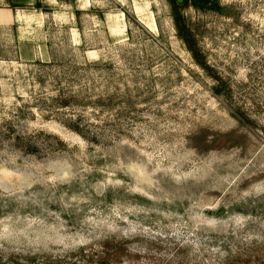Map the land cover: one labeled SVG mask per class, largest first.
<instances>
[{"label": "rangeland", "instance_id": "obj_1", "mask_svg": "<svg viewBox=\"0 0 264 264\" xmlns=\"http://www.w3.org/2000/svg\"><path fill=\"white\" fill-rule=\"evenodd\" d=\"M18 20L0 26V264H264V0Z\"/></svg>", "mask_w": 264, "mask_h": 264}, {"label": "crops", "instance_id": "obj_2", "mask_svg": "<svg viewBox=\"0 0 264 264\" xmlns=\"http://www.w3.org/2000/svg\"><path fill=\"white\" fill-rule=\"evenodd\" d=\"M52 1V0H50ZM49 0H0V10L7 12L9 19L6 24L10 25L19 22L18 12L23 9H29L35 7L39 2H50Z\"/></svg>", "mask_w": 264, "mask_h": 264}, {"label": "trees", "instance_id": "obj_3", "mask_svg": "<svg viewBox=\"0 0 264 264\" xmlns=\"http://www.w3.org/2000/svg\"><path fill=\"white\" fill-rule=\"evenodd\" d=\"M177 2H178V0H177ZM75 130H78V129H76L75 128ZM80 132V131H79ZM83 137H85V135H84V133H80ZM122 258H123V253H117V255H115V259L116 260H122Z\"/></svg>", "mask_w": 264, "mask_h": 264}, {"label": "water", "instance_id": "obj_4", "mask_svg": "<svg viewBox=\"0 0 264 264\" xmlns=\"http://www.w3.org/2000/svg\"><path fill=\"white\" fill-rule=\"evenodd\" d=\"M183 0H178V3H182Z\"/></svg>", "mask_w": 264, "mask_h": 264}]
</instances>
